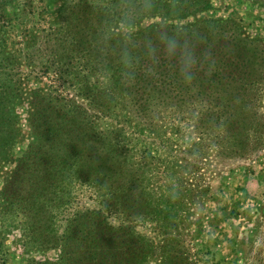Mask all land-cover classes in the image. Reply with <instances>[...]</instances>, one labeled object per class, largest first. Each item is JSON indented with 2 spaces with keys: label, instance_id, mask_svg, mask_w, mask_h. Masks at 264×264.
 Wrapping results in <instances>:
<instances>
[{
  "label": "rangeland",
  "instance_id": "374dc122",
  "mask_svg": "<svg viewBox=\"0 0 264 264\" xmlns=\"http://www.w3.org/2000/svg\"><path fill=\"white\" fill-rule=\"evenodd\" d=\"M198 1L194 13L183 18L166 20L153 15L130 25L120 17L111 21V15L95 33L94 30H84L81 23L83 25L88 19L95 21L98 8H94L97 5L107 9L100 0H0V91L8 93L7 108L15 133L10 136L13 139L6 144V154L0 162V190L33 142L35 136L30 126L37 112L49 117L48 121L60 112L67 120L64 126L77 127V105L90 107L97 130L116 128L123 139L140 135L145 153L150 151L151 155L160 157L166 166V173L162 176L164 182L154 177L156 170H151L150 184L146 177L150 163L145 154L142 170L147 181L143 185L149 191L147 194L152 197L159 193L162 202L168 198L172 201L178 196L188 211V215L173 211L175 217L155 214L158 221L149 215L138 217L129 222L136 237L159 243L163 242L162 232L172 237L182 233L180 235L186 243L189 242V245L185 244L189 254L183 255L186 264H264L263 85L258 84L246 93L251 126H246L242 119L232 127L226 124L228 131L225 137L220 136V140L205 146L201 154L184 152L190 143L192 146L207 143L208 137L212 139L210 134L216 133L210 131L206 137L198 133L200 129L195 127V118L190 113L197 114L202 108L199 104L185 107L182 113H172L165 108H143L139 133V130L134 131L135 116L130 110L118 109L112 116L103 117L98 109L92 107L98 102L94 97L95 91H89L101 74L96 64L106 51H111V37L126 39L144 27L159 23L184 27L206 18L237 23L239 36L252 40L257 50L264 49V0ZM189 2L196 3V0ZM96 35H99V40L94 38ZM103 41L107 42L104 49L101 47ZM118 43L121 46V42ZM106 60L104 56L103 61ZM142 67H147V64ZM161 92L157 90L150 96L156 98L155 102L161 97L166 98L165 101L170 99ZM228 108L235 110L231 105ZM237 111L247 116L245 108L239 107ZM54 124L48 126L45 136L53 139L52 143L58 147L65 150L75 147L74 150L60 161L51 159L43 168L34 167L33 162L29 165L27 160L25 164L31 172V184L42 173L49 174L40 182L44 187L41 201L44 200L51 209L50 214L55 216L59 227L57 235L62 236L64 227L73 219L74 223L77 221L78 212L81 215L97 211L100 205L99 196L92 187L77 181V145L72 144L71 139L64 141L59 138ZM156 128L165 133L166 139L161 141L152 133ZM170 188H173L171 193ZM1 197L0 264L58 261L61 247L41 248L35 243L25 244L22 228L15 222L22 216L19 211L15 212L13 220L7 222L3 214L8 213L12 205L4 200L6 209L1 208ZM12 200L13 204L19 203L17 196H12ZM108 219L116 224L112 217ZM166 224H169L168 228ZM183 224H189L186 231L180 229ZM207 245L209 252L203 250ZM144 262L154 263L150 259Z\"/></svg>",
  "mask_w": 264,
  "mask_h": 264
},
{
  "label": "trees",
  "instance_id": "16d2710c",
  "mask_svg": "<svg viewBox=\"0 0 264 264\" xmlns=\"http://www.w3.org/2000/svg\"><path fill=\"white\" fill-rule=\"evenodd\" d=\"M100 1L107 5V9L97 5L94 8H98L95 21L88 19L83 25L81 23L84 30L97 33V28L111 15V21L120 17L130 25L153 15L166 20L183 18L194 13L195 6L199 5L198 0L196 3L190 0ZM230 22L202 18L184 27L163 22L144 27L126 39L111 37V51H106L104 55L107 60L104 62V56H101L96 64L101 74L96 77L89 92L95 91L98 105L91 106L98 109L103 117L112 116L118 109L130 110L135 116L134 131L139 130V133L143 108H165L172 113H182L185 107L199 104L201 110L197 114L190 113L195 118V127L200 129L198 133L203 137L208 136L210 131L216 133L210 134L212 139L208 137L207 143H195L194 146L190 143L184 149L188 154L191 151L201 154L205 146L220 140V136L225 137L228 131L226 124L232 127L242 119L249 126L251 120L246 108V93L258 84L264 86V49L257 50L252 40L239 36L240 26ZM94 38L99 40V35ZM118 42H121V46ZM103 43L101 47L104 49L107 42ZM144 63L147 64L145 68L142 67ZM260 66L262 69H259ZM157 90L162 91L163 95L167 94L170 99L165 101L166 98L161 97L155 102L156 98L150 95ZM0 93L1 162L6 154V144L15 133L7 108L8 93L6 90ZM228 105L235 107V110L232 111ZM239 107L245 108L247 116L240 115L237 111ZM89 108L77 105V127L64 126L67 120L60 112H56L51 121L37 112L30 126L35 136L33 142L0 190L1 204L5 200V203L8 201L12 205L10 211L3 214L5 220L10 223L18 211L22 216L15 222L22 228L25 244L35 243L41 248L61 247L58 261L29 264H143L149 259L154 262L152 264H186L183 255L189 254L185 247L189 242L186 243L180 235L182 233L172 237L169 231L170 235L162 232L163 242L156 243L136 237L129 226V222L145 215L155 221H158L157 214L175 217L173 211L188 215L182 206L184 201L180 202L178 196L172 201L168 198L167 203L162 202L159 193L150 197L147 194L149 191L143 187L147 184L142 170L145 154L150 163L146 176L150 184L151 170H156L154 177L164 182L162 176L166 173V166L160 157L151 155L150 151L145 153L140 135L123 139L116 128L97 130L95 115L89 112ZM50 124L57 127L59 138L64 141L71 139V143L77 145V181L92 187L99 196L100 205L97 211L81 215L78 212L77 221L74 223L73 219L68 223L62 236L57 235L59 227L55 216L50 214L51 209L44 200L41 201L44 187L40 186V182L49 174L42 173L31 184V172L25 164L27 160L29 165L35 163L34 167L43 168L51 159L60 161L74 150L75 147L68 150L58 147L52 143L53 139L45 136ZM152 133L161 141L166 139L165 133L157 128ZM145 145L149 149V145ZM12 196H17L19 203L13 204ZM4 204L1 208L6 209ZM109 216L116 224L108 219ZM166 225L168 228L169 224ZM188 227L189 224H183L180 229L186 231ZM208 248L209 245L203 250L209 252Z\"/></svg>",
  "mask_w": 264,
  "mask_h": 264
}]
</instances>
